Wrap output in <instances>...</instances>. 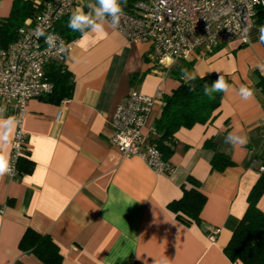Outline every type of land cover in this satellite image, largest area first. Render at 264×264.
<instances>
[{
	"label": "crops",
	"instance_id": "1",
	"mask_svg": "<svg viewBox=\"0 0 264 264\" xmlns=\"http://www.w3.org/2000/svg\"><path fill=\"white\" fill-rule=\"evenodd\" d=\"M9 9L10 0L0 1V16ZM258 29L249 28L246 44L233 40L211 52L195 50L173 62L165 77L164 68L148 58L149 43L128 41L115 28L106 26L103 37L80 35L70 41L64 64L74 79L72 97L59 104L29 100L22 159L31 169L15 180L0 177V264H44L20 250L26 229L48 235L60 250L61 264H155L162 258L168 264H242L231 261L224 249L261 174L264 46ZM189 64L191 77L230 78L232 90L223 93L213 121L175 133L170 174L155 172L137 156L123 157L110 144L116 106L132 90L170 94L186 80L182 70ZM241 85L253 90L252 100L239 97ZM161 108L162 103L155 106L150 125ZM10 116L12 107L0 101V118ZM233 130L248 137L246 145L224 143ZM142 135L148 143L147 129ZM208 141L233 165L213 170ZM4 151L10 157V143ZM189 176L199 181L205 203L199 222L186 224L169 205L181 198L182 185L190 187ZM257 206L264 213V192ZM214 228L219 231L211 242Z\"/></svg>",
	"mask_w": 264,
	"mask_h": 264
},
{
	"label": "built area",
	"instance_id": "2",
	"mask_svg": "<svg viewBox=\"0 0 264 264\" xmlns=\"http://www.w3.org/2000/svg\"><path fill=\"white\" fill-rule=\"evenodd\" d=\"M87 5V0H34V16L18 29L16 39L6 49L0 48V101L12 107L17 121L10 142V161L15 173L6 174L9 180L20 174L18 162L24 156L26 144L22 123L28 102L51 92L44 67L50 62L64 63L70 46L53 30L54 26L64 16H71L76 8L84 11ZM123 6L124 15L115 29L128 41L149 43L148 58L164 68L165 77L173 62L188 59L197 49L211 52L233 40L246 44L244 29L254 24L255 11L264 7V0H127ZM49 35L59 38L56 47H49L46 42ZM61 39L64 50L58 51ZM159 103L161 92L146 95L132 90L114 110L110 144L123 157L137 156L155 172L170 174L173 168L159 148L142 141L145 129L149 138L156 136L150 120ZM260 133L264 143V115L260 119ZM258 169L264 172V154ZM218 231L212 229L208 240L213 242Z\"/></svg>",
	"mask_w": 264,
	"mask_h": 264
},
{
	"label": "trees",
	"instance_id": "3",
	"mask_svg": "<svg viewBox=\"0 0 264 264\" xmlns=\"http://www.w3.org/2000/svg\"><path fill=\"white\" fill-rule=\"evenodd\" d=\"M3 1V0H0ZM34 0H10V9L6 15L0 16V48L6 49L17 37L18 29L24 22L34 16ZM84 8L89 12V5H96V0ZM123 9L127 0H120ZM70 15L61 18L54 26V31L59 33L68 42L75 40L81 34L72 31L67 25ZM254 24L260 27L264 25V7H258L255 11ZM264 46V44H262ZM191 64L186 65L189 69ZM44 75L47 82L52 85L51 92L42 96L44 100L59 104L72 97L74 79L71 72L62 62H50L44 67ZM220 75L230 84V78L226 74L211 73L206 76H195L192 79L182 80L170 93L162 95V108L159 115L153 121L155 137L149 138V142L155 144L165 160H168L173 152L175 133L180 128H191L196 124H206L213 121L216 110L223 98V92L214 93V99H209L204 94V85L211 86ZM264 89V88H263ZM213 148L212 142L205 143ZM214 149V148H213ZM213 170L223 171L233 162L228 156L214 149L211 159ZM31 163L22 158L18 162L20 173L29 171ZM189 188L182 185V196L173 201L169 206L186 224L199 222V215L205 203V196L198 190L199 181L187 177ZM264 192V172H261L258 181L250 190L247 197V208L239 224L232 232L231 238L224 249L225 255L231 261H239L242 264H264V213L258 208L257 203ZM19 248L25 252H32L44 264H61L62 255L58 246L48 235L39 234L32 229H26L20 241Z\"/></svg>",
	"mask_w": 264,
	"mask_h": 264
},
{
	"label": "clouds",
	"instance_id": "4",
	"mask_svg": "<svg viewBox=\"0 0 264 264\" xmlns=\"http://www.w3.org/2000/svg\"><path fill=\"white\" fill-rule=\"evenodd\" d=\"M89 12H84L82 8H76L68 21V27L81 34V38H90L92 34L103 37L107 35L106 26L118 28L121 18L124 15V9L120 0H96V5H89ZM259 31V42L264 44V25H261ZM249 29L245 28L243 32V39L245 42L249 39ZM59 38L54 35H49L46 42L49 47H56V42ZM64 50V42L61 39L59 42L58 51ZM183 78L192 79L187 70H182ZM204 94L209 99H214V93L223 92L228 93L232 90L231 85L225 80L223 75L209 86L204 85ZM237 94L244 101H249L254 98L253 90L245 85H241ZM17 121L14 117L0 118V177L5 174L13 175L15 173L14 164L10 161L7 152L4 151V145L10 143V138L14 131ZM248 142V137L241 134L239 130H233L224 137V143L230 146H244ZM212 155V154H210ZM155 264H168L167 258H162Z\"/></svg>",
	"mask_w": 264,
	"mask_h": 264
},
{
	"label": "rangeland",
	"instance_id": "5",
	"mask_svg": "<svg viewBox=\"0 0 264 264\" xmlns=\"http://www.w3.org/2000/svg\"><path fill=\"white\" fill-rule=\"evenodd\" d=\"M90 1H91V0H87V3L90 4V3H91Z\"/></svg>",
	"mask_w": 264,
	"mask_h": 264
}]
</instances>
